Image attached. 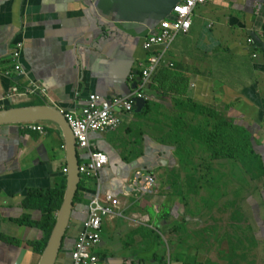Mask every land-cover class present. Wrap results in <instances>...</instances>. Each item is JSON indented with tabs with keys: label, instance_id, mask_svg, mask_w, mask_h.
<instances>
[{
	"label": "crops",
	"instance_id": "1",
	"mask_svg": "<svg viewBox=\"0 0 264 264\" xmlns=\"http://www.w3.org/2000/svg\"><path fill=\"white\" fill-rule=\"evenodd\" d=\"M177 1L0 0L4 109L49 104L63 113L79 112L90 94L102 99L127 97L134 90L131 74L149 56L143 48L149 28L171 16ZM17 44L25 71L20 76L13 73ZM164 54L165 63L146 87L144 107L124 114L117 131L90 135L92 149L105 152L109 163L95 178H82L78 193L86 207L74 204L56 264L71 263L96 188L124 204V218L110 217L102 226L96 252L106 264H227L216 254H206L203 246L190 247L191 217L182 213L177 196L169 200L171 195H158L159 175L173 173L178 162L174 145L162 136L171 130L166 123L175 127L178 112L194 116L239 100L245 115L240 122L261 139L264 159V0H208L195 8L190 31L179 35ZM30 83L45 92L26 94ZM14 86L25 95L7 98ZM248 89L258 100L248 97ZM41 124L45 134L22 129V124L0 125V264H38L40 256L30 243L42 234L18 221L26 215L40 217L30 190L53 189L65 177L63 133L54 123ZM85 157L86 151L78 152L80 161ZM137 169L159 174L154 175L153 194L141 196L131 186ZM251 205L252 214L246 212L258 245L253 259L241 258L234 264H264V188ZM160 206L167 208L166 220L159 219ZM224 249L230 251L228 246Z\"/></svg>",
	"mask_w": 264,
	"mask_h": 264
},
{
	"label": "rangeland",
	"instance_id": "2",
	"mask_svg": "<svg viewBox=\"0 0 264 264\" xmlns=\"http://www.w3.org/2000/svg\"><path fill=\"white\" fill-rule=\"evenodd\" d=\"M238 101L224 109L205 108L194 116L176 113L175 127L166 123L171 130L162 138L174 145L178 162L173 173L152 174L159 175L158 195H171L169 200L177 196L182 213L191 217L190 247L203 246L206 254H216L227 264L254 258L258 241L246 211L252 214L256 193L264 188V163L252 152L253 148L260 154L261 139L240 122L245 115ZM164 206L158 207L160 214L167 209ZM163 254L166 259L165 248Z\"/></svg>",
	"mask_w": 264,
	"mask_h": 264
},
{
	"label": "built area",
	"instance_id": "3",
	"mask_svg": "<svg viewBox=\"0 0 264 264\" xmlns=\"http://www.w3.org/2000/svg\"><path fill=\"white\" fill-rule=\"evenodd\" d=\"M207 1L180 0L172 8L171 16L149 28L143 41V48L148 51L149 56L140 63L138 72L131 74L130 80L136 83V87L127 97L102 99L97 94H90L81 111L64 112L73 132L78 152H87V158L79 160L81 178H95L109 163L105 152L92 149L90 135L95 133L105 135L117 131L122 125L123 115L132 113L136 108L137 99H144L147 102L146 87L166 61L164 50L171 46L179 35H185L190 31L195 8L204 5ZM20 49V44L13 49V73L19 76L25 75L20 62ZM38 91L44 93L45 89L35 83H30V86L26 88V94H35ZM17 95H25V92L22 93L18 86H14L7 98L13 100ZM3 106L0 101V111L4 110ZM41 123H22V129L45 134V127ZM63 172L66 176L67 169L65 168ZM130 183L141 196L153 194L156 188L155 176L142 169L134 171ZM123 207L124 204L120 198L111 192L102 193L99 188H96L89 200L83 227L78 231L75 239L70 264H106L96 252L102 241V226L110 217L124 218Z\"/></svg>",
	"mask_w": 264,
	"mask_h": 264
},
{
	"label": "water",
	"instance_id": "4",
	"mask_svg": "<svg viewBox=\"0 0 264 264\" xmlns=\"http://www.w3.org/2000/svg\"><path fill=\"white\" fill-rule=\"evenodd\" d=\"M178 0L175 4H177ZM174 4V5H175ZM136 87L134 83L133 88ZM146 101L137 99L135 107L140 111ZM26 122H51L63 133L67 157L66 190L62 206L57 213V220L47 245L40 256L38 264H56L62 250L64 237L72 220L74 199L79 190L82 178L79 173L78 150L73 132L61 109L54 105H29L11 107L0 111V125L22 124Z\"/></svg>",
	"mask_w": 264,
	"mask_h": 264
},
{
	"label": "trees",
	"instance_id": "5",
	"mask_svg": "<svg viewBox=\"0 0 264 264\" xmlns=\"http://www.w3.org/2000/svg\"><path fill=\"white\" fill-rule=\"evenodd\" d=\"M254 40L256 38L254 37ZM248 92V97L255 101L258 100V97L254 95V92L250 89L246 90ZM8 108H11L10 106ZM252 142V141H251ZM252 152L255 155H258L264 163L263 156L261 154H257L255 149L252 148ZM264 168V167H263ZM81 187V183L79 185ZM66 190V176L63 177L53 189H45V190H30L29 197L33 199V206L35 209L40 210V217L38 219L32 218L30 215H26L19 222V224L25 225L30 228L37 229L41 232L42 238L36 239L31 242V247L34 253L38 256H41L47 242L50 238V235L54 229L57 213L59 212ZM74 204L83 205L85 208V204L81 202V198L79 193H76ZM88 209V208H87ZM168 213H162L159 216V219L166 220L168 217Z\"/></svg>",
	"mask_w": 264,
	"mask_h": 264
}]
</instances>
